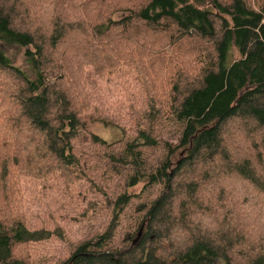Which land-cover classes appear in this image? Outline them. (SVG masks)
<instances>
[{"label": "trees", "instance_id": "trees-1", "mask_svg": "<svg viewBox=\"0 0 264 264\" xmlns=\"http://www.w3.org/2000/svg\"><path fill=\"white\" fill-rule=\"evenodd\" d=\"M121 69L146 92V125L135 119L128 156L108 158L133 172L123 190L90 183L107 228L74 241L60 222L33 227L25 178H61L68 191L81 180L74 141L116 145L87 124L106 122L88 114L94 75ZM158 120L175 124V145ZM157 184L136 233L110 245L131 199ZM245 194L252 232L239 223ZM52 241L69 248L56 263ZM0 264H264V0H0Z\"/></svg>", "mask_w": 264, "mask_h": 264}, {"label": "rangeland", "instance_id": "rangeland-1", "mask_svg": "<svg viewBox=\"0 0 264 264\" xmlns=\"http://www.w3.org/2000/svg\"><path fill=\"white\" fill-rule=\"evenodd\" d=\"M118 17L119 15L115 19ZM22 55L23 51L10 52V56L15 58V65L17 66L24 65ZM132 75L128 70L121 69L112 76L98 77L94 75L93 77L95 85L90 86L91 101L93 103L88 114L106 122L89 121L87 133L97 136L107 143L116 142V145L106 148L90 142L74 141L73 146L80 159V165L77 167L79 169H76L81 177L79 182H76V184L71 186L70 190L66 191L61 178L49 177L45 182H38L31 178L23 180L22 188L28 200V217L30 216L33 227L45 226L52 228L54 221L60 222L65 231L72 230L74 241L82 239L83 234L104 231L107 228L111 219L110 210L105 209L102 194L96 195L90 192L89 188L90 183L93 182L98 187H101L109 197H114L117 192L123 190L125 186L124 177L133 174L132 171L128 170L126 163L113 164L108 160L110 156H114L117 159L128 156L125 150L127 149L128 141L135 136V119L138 120L141 129H145L146 119H143V115L146 112L144 103L146 92H143L142 86L134 80ZM130 106L134 110H131ZM110 121L115 125L118 124L120 127H124L127 134L124 135L119 128L112 126ZM157 124L158 127L162 126L160 129L161 142L175 145L178 135L175 124L171 120H158ZM162 156L161 147L144 151L142 155L144 167L140 169V172L145 169L147 173L149 168L154 165L156 167L158 164L156 162L160 161ZM111 167L118 169L122 176H117V173L110 170ZM161 187L162 184L148 186L143 193H140L142 185L130 190L134 194L140 193V195L132 198L129 205L120 215L118 226L110 245L121 247L127 244L124 239L128 238L129 234L134 235L136 233L144 218L146 209L155 199ZM246 190L241 187V189L235 191V194H239V191L246 192ZM250 200L251 198L245 194L244 201L246 204L238 212L239 223L244 228V232L253 231L250 225H244V221L250 216V211L246 207L254 204ZM90 203L92 206H90ZM140 205H144L145 209L138 210ZM87 209L91 210L88 211ZM83 213L86 214L85 217L82 215ZM44 246V253H51L49 255L55 257L52 263L65 258L69 253V248L58 245L54 241ZM38 250H43V247L38 248Z\"/></svg>", "mask_w": 264, "mask_h": 264}, {"label": "water", "instance_id": "water-1", "mask_svg": "<svg viewBox=\"0 0 264 264\" xmlns=\"http://www.w3.org/2000/svg\"><path fill=\"white\" fill-rule=\"evenodd\" d=\"M139 235H140V233H139Z\"/></svg>", "mask_w": 264, "mask_h": 264}]
</instances>
